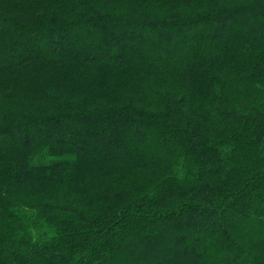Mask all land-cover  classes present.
Instances as JSON below:
<instances>
[{
    "label": "trees",
    "instance_id": "trees-1",
    "mask_svg": "<svg viewBox=\"0 0 264 264\" xmlns=\"http://www.w3.org/2000/svg\"><path fill=\"white\" fill-rule=\"evenodd\" d=\"M0 264H264V0H0Z\"/></svg>",
    "mask_w": 264,
    "mask_h": 264
}]
</instances>
